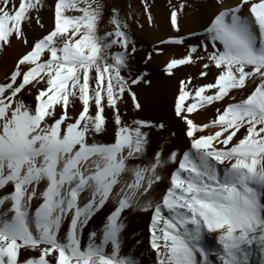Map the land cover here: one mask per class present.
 Listing matches in <instances>:
<instances>
[{"label": "snow or ice", "instance_id": "1", "mask_svg": "<svg viewBox=\"0 0 264 264\" xmlns=\"http://www.w3.org/2000/svg\"><path fill=\"white\" fill-rule=\"evenodd\" d=\"M169 3L173 34L159 45L185 54L164 75L199 69L178 79L170 104L187 150L165 120L141 115L148 97L137 89L157 85L133 66L119 8L0 0V53L14 41L27 49L0 81V264H142L127 224L139 213L154 264H264V0H212L202 31L187 33L197 5ZM46 7L52 26L30 42ZM153 53L164 47L143 64ZM209 108L211 120L195 119Z\"/></svg>", "mask_w": 264, "mask_h": 264}, {"label": "rangeland", "instance_id": "2", "mask_svg": "<svg viewBox=\"0 0 264 264\" xmlns=\"http://www.w3.org/2000/svg\"><path fill=\"white\" fill-rule=\"evenodd\" d=\"M54 0H47V4H52ZM110 7L120 9L121 16L131 25V34L137 42V54L133 61L134 68L139 70H147L150 73V78L157 85L155 90H146L143 88L137 89L141 97H148V108L141 115L145 118L163 119L165 120L170 130L177 133L174 137L176 147L181 150H187L188 141L183 136L181 122L176 120L170 110V104L174 98L178 79L185 78L187 75H198L199 69L193 66L183 67L178 71L175 79L169 80L163 72L165 62L173 55L180 57L185 54L183 46L166 47L159 45L160 38H166L172 35L173 32L169 27L168 16L171 10L169 0H148L152 5L151 12L155 19L156 27L150 28L147 23L146 15L144 14L142 0H106ZM181 0H171V3H179ZM197 5L198 10H188V17L184 24L185 33L189 29L202 31V25L206 22L208 16L214 11L211 7L212 0H190ZM229 3L234 0H228ZM35 15V13H34ZM52 12L46 7L42 14V22L45 25L44 29L39 28L33 22L32 27L28 31V38L31 42L37 37L42 36L52 26ZM143 24L144 28L140 29L139 25ZM189 43H196L195 38H191ZM154 47H164V54L156 55L153 53V59L149 64H143V58L148 52H152ZM24 45L13 42V47L8 49L6 53H0V81L4 80L5 74L12 68L16 57L23 51H26ZM215 70H211L209 76L205 80H196L195 83L211 82L214 78ZM134 115L129 109V116ZM214 109L209 108L207 111H201L195 119L199 122H207L213 118ZM167 135V133L165 134ZM155 139V137H154ZM106 142H111L112 131L109 130L107 136L103 137ZM97 223H99L97 221ZM149 216L144 213L133 214L127 218L129 241L138 239L140 244L136 246L138 250V259L142 264H154V253L149 248L148 234ZM96 225H93L95 227Z\"/></svg>", "mask_w": 264, "mask_h": 264}]
</instances>
